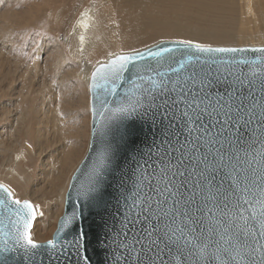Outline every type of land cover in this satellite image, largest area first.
Segmentation results:
<instances>
[{
  "label": "snow or ice",
  "instance_id": "snow-or-ice-1",
  "mask_svg": "<svg viewBox=\"0 0 264 264\" xmlns=\"http://www.w3.org/2000/svg\"><path fill=\"white\" fill-rule=\"evenodd\" d=\"M171 43L180 47L109 53L91 73L104 139L77 194L104 209L119 173L108 264H264V57ZM37 208L0 183V264H51L71 249L90 264L85 233L61 235L79 214L41 242Z\"/></svg>",
  "mask_w": 264,
  "mask_h": 264
},
{
  "label": "rangeland",
  "instance_id": "rangeland-1",
  "mask_svg": "<svg viewBox=\"0 0 264 264\" xmlns=\"http://www.w3.org/2000/svg\"><path fill=\"white\" fill-rule=\"evenodd\" d=\"M99 1L110 7L116 28L122 29L127 38H139L130 49L122 48L118 53L168 39L235 45L154 33L164 24L232 33L241 30L240 22L244 21V29L255 30L249 22L251 0H211L215 9L210 13L193 10L191 0H87L93 5ZM49 3L50 0L0 1V26L9 15L12 24L6 23L10 40L0 38V47L6 53L5 56L1 53L4 58L0 63V181L21 200L41 197L43 188L49 189L47 182L52 176L60 178L59 184L64 181L67 174V170H61L64 160L71 155L75 160L81 157L89 141L88 80L57 64L55 49L42 44L50 26L44 14ZM258 3L264 11V0ZM17 153L19 156L15 158ZM21 155L26 158L24 166ZM12 157L20 161L22 187L2 175L8 172V167L15 166ZM40 219L33 224L32 234ZM55 228L56 224L49 238L38 241L51 239Z\"/></svg>",
  "mask_w": 264,
  "mask_h": 264
},
{
  "label": "bare ground",
  "instance_id": "bare-ground-1",
  "mask_svg": "<svg viewBox=\"0 0 264 264\" xmlns=\"http://www.w3.org/2000/svg\"><path fill=\"white\" fill-rule=\"evenodd\" d=\"M191 1L194 3L193 10L196 12L210 13L215 9L211 0ZM250 6L249 22L255 30L244 29V21H241V30L232 33H220L216 31L205 32L190 28L187 25H183L179 28L172 24L161 25L158 30L154 31V33L171 36L180 34L198 41L235 44L226 46L264 45V11L261 9L258 0H251ZM44 14L50 26L48 27V34L46 35L47 39L42 42L43 46L53 47L57 52L56 63L59 65H65V70L73 71L75 74L80 75L83 80H89L90 74L93 68L98 64V61L103 60L101 62H106L110 58L109 53L120 54L121 52L118 53L119 50L122 48L130 49L135 41H138L139 39L127 38L122 29L116 28L113 25L112 20L114 17L111 13L110 7L105 5V1H99L93 5L87 2V0H50L48 8L45 10ZM9 20L10 15L7 16L4 22L10 26L12 24ZM6 23L0 26V38L3 41L10 40L8 38ZM81 36L84 37L83 41L80 39ZM1 53H3L4 56L6 54L2 50V47H0V63L4 58L1 57ZM81 60H84L82 64H80ZM74 61L78 63H75ZM33 66L35 68V64H33ZM28 147H30V145H28ZM18 156V153L15 154V158ZM82 156L78 157L76 160L72 155L65 159L63 167L61 168L63 172L67 170V174L64 178L65 180L59 184L58 180L60 178L52 176L47 182L49 189L46 190L43 188L41 197L34 196L32 199H29L33 205L38 206L36 209L37 218L35 216L33 224H36L41 218V223L39 226L37 224V228L34 230V234H32L35 240L38 241L49 238L55 227L56 220H58L57 218H59L63 210L65 192L70 176ZM15 158H11V160L16 161L15 166L8 167V172H3L2 175L6 177V179H11V182L19 184V187H22L21 183H24V176L21 175V171H18V168L21 167L19 165L20 161ZM20 159L23 160L22 162L25 160L22 164V166H24L26 164V158L21 155ZM0 183L6 185L3 181H0ZM49 204L51 205L49 206Z\"/></svg>",
  "mask_w": 264,
  "mask_h": 264
},
{
  "label": "water",
  "instance_id": "water-1",
  "mask_svg": "<svg viewBox=\"0 0 264 264\" xmlns=\"http://www.w3.org/2000/svg\"><path fill=\"white\" fill-rule=\"evenodd\" d=\"M174 40H163L159 42H164L163 44L154 43L152 45L153 50H157L158 47H171V48H179V45H175L171 43ZM215 46H226V45H213ZM148 47V46H146ZM138 49L140 51H144L146 48ZM227 47H238L249 49L243 53L236 54H220L224 59L229 58H240L241 56L253 59L257 56L264 57V53L252 52L253 48H264V45H241V46H227ZM126 53V52H125ZM176 53H165V56L175 55ZM146 63H151L154 67L156 66V62L154 60L145 61ZM102 63V62H100ZM98 63L93 70L100 64ZM92 70V72H93ZM91 72V73H92ZM91 83V74L88 80V93H89V112H90V131H89V141L88 146L83 154L82 158L76 165L73 170L68 186L65 192L63 210L61 215L59 216L56 228L52 233V237L54 233L59 229L61 219L65 216L71 217L73 213H78L79 218L76 219L72 225L69 226L68 229L62 233V238L70 239L73 235L76 234L77 231L82 230L85 233V249L83 251V255L89 258L90 264H108L111 260L110 253L114 248V245L108 244L105 245V234L110 232L113 227V219L112 217L116 215V208L118 206V198L120 197V191L118 190V178L119 173H117V179L112 182V187L109 189L111 195L108 197V206L104 209L91 208L88 206L87 201L83 196H78V192L81 191V185H87L88 172L94 163L97 153L101 148L102 141L104 139V128L102 125L104 124V120L101 118L99 114V110L94 115L93 108L96 107L99 109L98 102L94 101V93L90 91L89 85ZM118 92L120 94L123 93V88H118ZM115 106V105H113ZM107 115V114H106ZM141 148H144L141 145ZM146 150V148H144ZM3 210L0 209V216H3ZM119 217L117 216V219ZM8 220L3 221V223H8ZM34 222V221H33ZM51 237V238H52ZM47 241V240H45ZM42 242V241H41ZM107 249V250H106ZM79 260L80 264H83L82 259L76 255V250L71 249L67 253V255L59 256V259H53L51 264H77ZM44 264H49L47 258H45Z\"/></svg>",
  "mask_w": 264,
  "mask_h": 264
}]
</instances>
